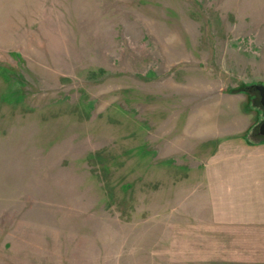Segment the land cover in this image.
I'll return each mask as SVG.
<instances>
[{
    "label": "rangeland",
    "instance_id": "rangeland-1",
    "mask_svg": "<svg viewBox=\"0 0 264 264\" xmlns=\"http://www.w3.org/2000/svg\"><path fill=\"white\" fill-rule=\"evenodd\" d=\"M264 0H0V264H264Z\"/></svg>",
    "mask_w": 264,
    "mask_h": 264
},
{
    "label": "water",
    "instance_id": "water-1",
    "mask_svg": "<svg viewBox=\"0 0 264 264\" xmlns=\"http://www.w3.org/2000/svg\"><path fill=\"white\" fill-rule=\"evenodd\" d=\"M255 89L258 91L259 102L264 109V85L262 84L255 85ZM258 133L264 137V119L260 122L258 126Z\"/></svg>",
    "mask_w": 264,
    "mask_h": 264
}]
</instances>
